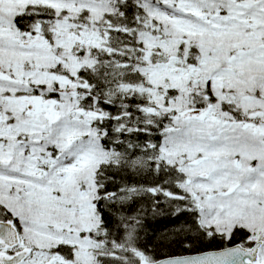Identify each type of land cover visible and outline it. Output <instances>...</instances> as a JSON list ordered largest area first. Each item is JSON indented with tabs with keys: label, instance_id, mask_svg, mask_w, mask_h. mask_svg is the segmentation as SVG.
<instances>
[{
	"label": "snow or ice",
	"instance_id": "obj_1",
	"mask_svg": "<svg viewBox=\"0 0 264 264\" xmlns=\"http://www.w3.org/2000/svg\"><path fill=\"white\" fill-rule=\"evenodd\" d=\"M0 264H264V0H0Z\"/></svg>",
	"mask_w": 264,
	"mask_h": 264
}]
</instances>
